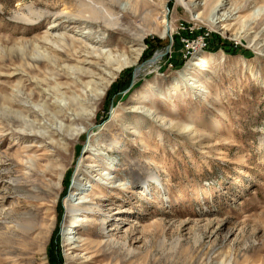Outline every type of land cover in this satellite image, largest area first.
<instances>
[{"label":"rangeland","instance_id":"obj_1","mask_svg":"<svg viewBox=\"0 0 264 264\" xmlns=\"http://www.w3.org/2000/svg\"><path fill=\"white\" fill-rule=\"evenodd\" d=\"M82 1L0 0V196L5 197H0V264H79L68 260L72 250L67 243L79 246L85 239L94 241L95 259L88 264H224L231 258L232 264H264V37H258L264 9L248 27L242 24L264 7V0H251L229 30L209 17L212 0H194L188 7L177 0H119L121 7L111 4L120 18L114 29L95 24L85 29L90 25L83 22L72 28L73 18L59 20L64 11L75 13ZM246 1L225 0L219 13L233 14ZM200 12H205L200 21L193 20ZM146 14L156 20V33ZM164 19L169 25L165 36ZM180 22L213 33L198 56L218 59L192 71L197 83L183 73L193 59H184ZM47 35L81 36L119 53L142 50L138 64L112 79L98 103L81 113L74 137L60 134L54 143L33 136L42 131L33 117L27 125L22 118L11 123L5 110L10 98L26 100L31 94L33 103L24 105L38 111L39 90L46 82L55 85L56 72L43 49L34 53ZM57 43L60 47L49 45L62 58L64 45ZM38 79L44 82L40 87ZM68 79L63 75L57 81ZM109 136L135 142L125 146L143 169L158 173L164 192L153 183L146 193L132 188L119 146L112 148ZM27 159H37L41 170L62 166V179L52 180L60 186L50 190L41 208L53 227L40 249L20 236L12 239L6 230L21 218L13 207L18 202L21 211L29 207L10 179L41 175L24 169ZM89 194H96L104 214L86 224L84 215L69 216L67 207ZM104 216L105 229L116 240L112 248L98 225ZM123 242L129 252L120 246ZM79 253L84 254L72 255Z\"/></svg>","mask_w":264,"mask_h":264},{"label":"bare ground","instance_id":"obj_2","mask_svg":"<svg viewBox=\"0 0 264 264\" xmlns=\"http://www.w3.org/2000/svg\"><path fill=\"white\" fill-rule=\"evenodd\" d=\"M177 1L187 7L188 4L195 3L194 0H190L189 3H187L186 0ZM224 1L225 0H212L213 3L206 2L203 5L209 4L210 6L211 3L214 4L213 7H210L211 11L209 10V17L212 18V21L215 24H218L221 21L224 22L225 24L223 25V29L229 30L234 28L232 22L236 20L241 21L239 13H241V10L244 7L249 5L248 3L251 0H247L243 7H237L235 10H233L234 12L232 11L233 14L226 15V17H223V15H220L219 13ZM119 3V0H108L107 3L96 0H83L78 6L77 11L75 12L73 10L75 13L62 11L63 13L59 14V20L73 18L72 28H75V25L78 26V22H83L82 24L84 25H90V28L85 27V29H91V26L94 24L97 27H103L106 29L118 28L120 27V18L113 13L111 4H116L121 7ZM263 9L264 7L257 9V11H255L250 17L244 19L242 24L248 27L252 19H254L256 15L258 16ZM204 11L206 10L204 9ZM204 13L205 12H200L196 15H193V20L200 21V18ZM144 19L155 27L152 32L156 33L158 24L155 23L156 20L152 18L151 14H146ZM59 20L56 21L53 27L60 25ZM162 24L164 29L162 35L165 36L169 31V25L167 24L166 19L162 21ZM114 32L121 33L122 31H112V33ZM258 37H260L259 39L264 37V30ZM55 38L56 39H53L50 35L44 36L41 41H39V44L34 47V53H37V51L43 49V56L49 60L48 64L51 66L52 70L56 72L55 77L53 76L54 82L56 81L55 85L52 86L49 82H46L44 84V90H39V94L42 99V104L40 105L41 109L35 111L31 107H25L24 104L27 102L33 103V95L31 94L26 97V100H23V98H20L19 96L14 100L10 98L9 101L7 100V104L5 106L6 112L11 115V123H20L18 119L22 118L24 121L23 124L27 125V119L33 117V119L38 122L36 124L38 129L42 130H38L39 134H34L33 136L42 140H50L52 143L55 141L54 137L60 136V134L63 136L65 135L67 138L74 137V135L77 133V130L74 127L77 126L78 122L83 121L84 118L81 113L86 112L89 109L91 106L89 104L96 105L101 97L105 95L108 87L112 84V79L116 78V76L125 68L136 66L139 62V56L142 54L141 49H136L133 51V53H127L126 51L121 53L114 52L110 49H106L104 46L93 44L92 41L82 38L81 36H79V38H75L74 36L71 37L64 35L63 37ZM140 38L141 37L139 36L136 41L139 42ZM57 41L62 42L64 45L62 52H64L65 55L63 54L62 58H60L61 53L49 45L51 44L60 47ZM116 42L121 43L123 42V39H119V41ZM260 48L263 52L261 55L264 57V47ZM217 59L218 58L216 55L209 57L197 55L193 58L191 66L188 67L183 73L185 76H189V80L192 81V83H197L199 81L195 78V75L192 71L196 68L199 70L200 68L202 69L208 67L211 63H215ZM153 64L154 60H152L147 65L152 66ZM63 75H67V77H69L67 80L69 82L62 84L57 81L58 79L63 78ZM43 83L44 82L39 80L38 83H36V86L40 87L43 85ZM199 87H203V85L200 84ZM15 106L19 107L20 109H25L26 114L24 115L22 112H19V110L15 109ZM34 106H36V108L38 107V105ZM40 116L42 119L39 118ZM53 127H55V129H53ZM62 140L67 142L66 139L64 140V137ZM107 140H110L111 144L113 145L112 148L119 146L118 151L123 160L122 166L128 167L127 170L130 174V185L132 188L146 193L151 187L150 183H153L156 185L158 192H164L158 173L148 169H143L139 161H137L135 158H132L131 151L125 146L129 143L133 144L135 142L128 143L126 140L130 139L126 138L125 140L122 137L114 138L112 136H109ZM36 160L37 159H35L32 163V160L27 159V161L30 162H26L23 164V166L24 169L27 168L29 171L37 169L41 175L36 174L37 176H35L29 174L21 178L10 179L12 182V189L17 194L20 193V195H22L24 202L27 203L29 207L21 211V208L18 206V202L17 206L13 207L11 211L20 215L21 218L10 224V226H6V230L12 239L20 236L27 242L36 245L37 249H40L44 245V242L51 233L53 227V222H49L48 218L42 216L41 208L44 206L43 201L45 198L50 195V190L56 191L57 186H60L59 181L54 183L52 180L62 179V166L61 164L56 163L53 164L52 167L48 166L45 167L44 170H41L39 169V163ZM50 174H52L51 177L53 178L46 180V177ZM77 189H80V194H82L83 189L80 187H77ZM1 199L4 200L5 197L3 196ZM77 200H79V202L71 204L67 207L69 216L84 215L86 224L96 222L97 217L95 218V216H98V214L102 212L99 206L100 201H97L96 194H89L86 197H81ZM102 214L104 213L102 212ZM119 220L123 219L121 218ZM105 224L106 218L104 216L102 223H98V225L101 228V233L103 236L108 237L106 242L108 243L107 245L112 248L115 246L116 240L115 238H111L109 235L110 231L105 229ZM121 244L122 245L120 246H123L128 252L130 251L126 242ZM67 245L70 246L69 251L72 250L68 253V260L79 261V264H88L95 259L94 252L92 251V248L94 247V241L92 239H85L83 244L79 246H76L75 242H69ZM177 246L178 244L175 245V249ZM77 250H80L84 254L81 255L79 253L72 255L74 251ZM232 262L233 260L231 258L228 261H225L224 264H232Z\"/></svg>","mask_w":264,"mask_h":264},{"label":"built area","instance_id":"obj_3","mask_svg":"<svg viewBox=\"0 0 264 264\" xmlns=\"http://www.w3.org/2000/svg\"><path fill=\"white\" fill-rule=\"evenodd\" d=\"M203 29L201 27L193 28L187 23L180 22L178 37L183 46L184 59H193L208 49L213 33L208 29Z\"/></svg>","mask_w":264,"mask_h":264},{"label":"trees","instance_id":"obj_4","mask_svg":"<svg viewBox=\"0 0 264 264\" xmlns=\"http://www.w3.org/2000/svg\"><path fill=\"white\" fill-rule=\"evenodd\" d=\"M126 88H129V85H127Z\"/></svg>","mask_w":264,"mask_h":264}]
</instances>
